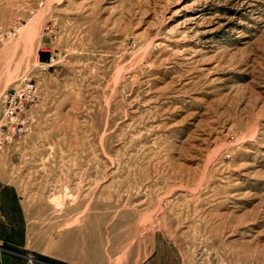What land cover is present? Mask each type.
<instances>
[{
	"label": "rangeland",
	"instance_id": "374dc122",
	"mask_svg": "<svg viewBox=\"0 0 264 264\" xmlns=\"http://www.w3.org/2000/svg\"><path fill=\"white\" fill-rule=\"evenodd\" d=\"M0 138L32 264H264V0H0Z\"/></svg>",
	"mask_w": 264,
	"mask_h": 264
},
{
	"label": "built area",
	"instance_id": "2783aa9c",
	"mask_svg": "<svg viewBox=\"0 0 264 264\" xmlns=\"http://www.w3.org/2000/svg\"><path fill=\"white\" fill-rule=\"evenodd\" d=\"M36 100V86L26 77L20 81L14 88L5 90L3 94L4 110L7 116L17 117L26 109L29 103ZM23 126V122L21 123ZM23 127L20 128L22 130ZM4 142L0 138V146ZM10 256L13 259L6 261V257ZM36 259L28 254L19 252L4 243L0 242V264H29Z\"/></svg>",
	"mask_w": 264,
	"mask_h": 264
},
{
	"label": "crops",
	"instance_id": "0c3cea01",
	"mask_svg": "<svg viewBox=\"0 0 264 264\" xmlns=\"http://www.w3.org/2000/svg\"><path fill=\"white\" fill-rule=\"evenodd\" d=\"M0 236L3 239L9 241L8 240L9 235H7L5 233V231L3 230L1 225H0ZM4 243L7 244V246L12 247V248H16V249L24 247V242H4ZM5 259H6V261H11L13 258L10 256H7ZM29 264H32V263H29ZM36 264H60V263H55V262L49 261L47 259H41L40 261L36 262Z\"/></svg>",
	"mask_w": 264,
	"mask_h": 264
},
{
	"label": "bare ground",
	"instance_id": "6f19581e",
	"mask_svg": "<svg viewBox=\"0 0 264 264\" xmlns=\"http://www.w3.org/2000/svg\"><path fill=\"white\" fill-rule=\"evenodd\" d=\"M4 92V91H3Z\"/></svg>",
	"mask_w": 264,
	"mask_h": 264
}]
</instances>
